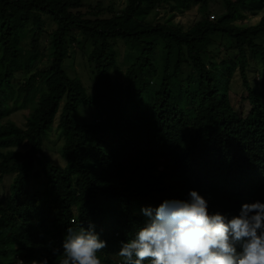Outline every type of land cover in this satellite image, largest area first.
Instances as JSON below:
<instances>
[{"label":"trees","instance_id":"16d2710c","mask_svg":"<svg viewBox=\"0 0 264 264\" xmlns=\"http://www.w3.org/2000/svg\"><path fill=\"white\" fill-rule=\"evenodd\" d=\"M85 1L0 0V184L13 179L0 194V264H264V16L237 25L264 0H223L224 15L188 31L147 20L207 0H129L121 14L83 13ZM45 19L50 66L16 88ZM75 33L94 46L107 106L65 70ZM117 41L140 49L127 70ZM239 79L246 115L231 100ZM34 101L19 127L11 115ZM100 106L101 119L77 120ZM58 116L65 167L45 154Z\"/></svg>","mask_w":264,"mask_h":264},{"label":"rangeland","instance_id":"374dc122","mask_svg":"<svg viewBox=\"0 0 264 264\" xmlns=\"http://www.w3.org/2000/svg\"><path fill=\"white\" fill-rule=\"evenodd\" d=\"M172 1L174 4L175 1L178 0ZM99 3L103 5L104 9H109L112 7L117 14H121L127 9L129 0H86L85 7L82 12H88L90 7H96ZM224 7L223 0H207V5L206 7L204 6V8H201L200 6H193L190 10L184 11L173 10L170 6H163L151 14L147 20V23L156 26L159 23L164 24L172 21V24L180 26L185 31H188L196 24L204 21L206 18H210L211 20H217L220 18L225 14ZM245 13L247 16L246 19L237 23V25L240 27L257 26L264 16L263 11H259L256 14L250 11H246ZM104 17L109 18L110 16L109 14H106ZM53 30L54 25L52 22H50L49 19H45V35L40 44V56L38 57L34 68L30 67L29 69L18 71V82L16 84V88H19L25 83V78L30 76L29 74L35 73L41 69H46L50 66L52 60L50 34ZM73 38L69 39L70 55L65 63V70L71 78L80 79L90 95H99L102 98L104 105L107 106L108 103L106 98L108 93L103 90L102 86H100L98 83L97 77L94 76L93 68L90 64V55L94 50V46L92 43L84 40L79 33H75ZM72 40H75V42ZM257 42L261 45H264V36H260ZM29 45L30 42L26 44V54L31 49ZM114 48L117 51L119 64L123 70H127L130 66L135 64L138 57L140 56V49H138V47L126 44L124 42L117 41L114 43ZM156 61L158 67L162 69L165 64L162 50L159 52V54H157ZM24 62L25 61L22 60L21 64H24ZM254 64L258 68H261V60H257L254 62ZM250 78L252 81L255 79V77L252 75ZM256 79H258V76H256ZM246 98V89L243 86L241 80H235L233 89L231 91V100L235 108L245 115L250 111V105ZM35 103L36 101L30 105L29 109H24L22 111L13 113L10 119L14 121L19 127L25 128L27 126V117L31 113L30 111L34 107ZM82 109L83 108H81L79 114H77V120L79 122H93L105 116V109L101 106L95 109ZM59 121L60 116H58L53 130L45 141V154L55 165L65 167L66 162L62 158V149L65 141L59 128ZM21 150L25 149L21 148ZM12 181V178H7L4 183L0 184L1 195H5ZM31 188L32 190L36 189V187L33 185H31ZM262 248L264 249V245Z\"/></svg>","mask_w":264,"mask_h":264}]
</instances>
